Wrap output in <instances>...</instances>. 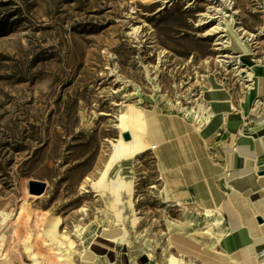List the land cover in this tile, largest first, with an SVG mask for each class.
<instances>
[{
    "label": "rangeland",
    "instance_id": "1",
    "mask_svg": "<svg viewBox=\"0 0 264 264\" xmlns=\"http://www.w3.org/2000/svg\"><path fill=\"white\" fill-rule=\"evenodd\" d=\"M234 1L244 26L259 33L255 52L264 64V0ZM205 3L192 7L181 0L158 11L160 2L141 0H0L1 207H17L24 194L22 182H28L31 193V188L39 189L32 186L37 181L45 188L31 194L44 198L29 202L60 214L65 219L63 230L80 233L85 245L109 224L103 202L86 178H95L108 160L111 142L119 136L121 109L139 100L111 94L123 85L110 75L109 67L116 65L121 74L149 91L143 65L157 64L158 51L165 48L169 52L159 77L164 91L156 105L167 97L177 98L188 108L191 120L196 114L194 99H201L211 72L226 81L238 104L245 85L220 66L216 59L225 52L215 49L214 37L204 35L207 27L196 25ZM138 25L143 26L139 40L128 35ZM262 122L264 112L256 121ZM137 167L136 208L141 223L130 233L129 255L154 247L151 264H164L162 252L172 230L165 217L183 219L184 213L174 203L164 202L154 187L159 181L151 154H145ZM193 219L196 227L204 224L203 217ZM7 240V232L2 231L0 245ZM40 246L45 248L42 241ZM122 248L117 246L116 264H122Z\"/></svg>",
    "mask_w": 264,
    "mask_h": 264
},
{
    "label": "bare ground",
    "instance_id": "2",
    "mask_svg": "<svg viewBox=\"0 0 264 264\" xmlns=\"http://www.w3.org/2000/svg\"><path fill=\"white\" fill-rule=\"evenodd\" d=\"M141 1L147 4L160 2L158 11H161L181 0ZM187 1L192 7L205 3L204 1H211L209 4L205 3V10L198 13L199 20L196 25L207 27L204 35L214 37L215 49L225 52L216 59L220 66L227 72L232 71L238 76L237 80L245 85L246 89L243 88L239 103H234L232 94L225 85L226 81L219 80L218 76L211 72L207 74L208 82L203 85L201 99H194L196 114L191 120L188 108L177 98L167 97L161 105H156V100L164 91L159 77L162 61L169 52L165 48L158 51L157 64L143 65L149 91H144L138 83L121 74L116 65L109 67L110 75L115 76V81L123 85L116 90L112 89L111 94L122 93L128 99H139V104L129 102L125 110L121 109L119 136L116 141L111 142L108 160L95 178H86L92 191L103 202L102 212L109 224L105 225L101 232H96L89 244L85 245L80 233L71 234L63 230L65 219L60 214L29 202L31 199L43 200L44 197L31 194L28 191V182L24 180V194L20 202H17V207L0 205V233L7 232L8 238L6 244L0 245V264H98L100 260L103 261L102 264H116L119 244L123 246L122 264H151L154 247L131 257L128 251L131 247L129 237L131 231L141 223V216L136 208L137 166L145 154L156 156V151L161 145L159 138L165 127L162 126L165 116H177L185 123L189 122L203 137L210 157L216 162L224 163L229 175L232 168L253 167L257 171L264 169V122L254 130L245 129L247 123L253 120L261 121L264 112V64L263 59L256 57L255 52L259 33L256 34L244 26L239 16L241 11L234 6V0ZM132 11L135 12V9ZM142 27H132L128 35L139 40L143 35ZM152 40L156 41L154 37ZM254 44L257 46L254 47ZM151 47L155 51L158 44L155 43ZM233 58L236 60L234 64ZM129 87L134 88V91L127 92ZM147 102L155 105L148 109L143 105ZM220 127H225L226 131L222 139L217 140L215 136L221 134L218 131ZM126 133L128 137L125 136ZM244 144L255 151L254 157L241 153L239 145ZM226 145H231L232 149L226 150ZM261 179L264 183V173L261 174ZM157 180L159 183H155L154 187L164 202L174 203L184 213L183 219L165 217L170 229L178 232L176 235L193 229L189 233L191 239L198 243L204 241L214 250V257L219 258L215 264H226L228 261L264 264V236L251 237L246 228H242L218 237L216 228L223 223L221 207H199L195 203L183 201L181 197L172 200L161 174H158ZM82 188H85V185ZM247 194L254 195L252 191ZM9 208L11 211H8ZM81 212L86 215L87 209L83 207ZM194 216L203 217L204 224L196 227ZM75 237L80 241V247L77 246ZM40 241L45 248L40 246ZM218 244L226 249V254L217 250ZM165 257L166 264L188 263L183 254L178 256L169 251Z\"/></svg>",
    "mask_w": 264,
    "mask_h": 264
},
{
    "label": "crops",
    "instance_id": "3",
    "mask_svg": "<svg viewBox=\"0 0 264 264\" xmlns=\"http://www.w3.org/2000/svg\"><path fill=\"white\" fill-rule=\"evenodd\" d=\"M232 98L236 104L233 94ZM259 125L253 120L245 125V129L251 131ZM162 126L165 127L159 138L161 145L153 158L156 173L163 176L171 199L181 197L183 201L195 203L199 207H221L223 223L216 228L218 237L242 228H246L251 237L264 236V183L261 179L264 169L257 171L253 167L232 168L229 175L224 163L216 162L210 157L203 137L189 122L185 123L177 116H165ZM221 130L223 133L219 132L222 135L220 139L226 131L225 127L218 129ZM239 147L245 156L254 157L256 154L249 145ZM225 149L232 147L226 145ZM249 191L254 195L247 194ZM258 217H262V222ZM190 232L183 231L176 235L178 232L174 229L167 233L169 235L162 252L164 264L165 255L169 251L178 256L183 254L188 259L187 264H215L219 260L217 256L214 257L216 253L207 243L193 241ZM216 247L226 254L223 246L218 244ZM226 264L242 263L228 261Z\"/></svg>",
    "mask_w": 264,
    "mask_h": 264
},
{
    "label": "water",
    "instance_id": "4",
    "mask_svg": "<svg viewBox=\"0 0 264 264\" xmlns=\"http://www.w3.org/2000/svg\"><path fill=\"white\" fill-rule=\"evenodd\" d=\"M126 137H128V134L126 133L125 134ZM39 186V189L34 191L32 188L30 189L31 193H37V194H40L43 192L44 188H45V184L43 182H37V181H33L32 182V186ZM258 220L260 222H262V217H258Z\"/></svg>",
    "mask_w": 264,
    "mask_h": 264
},
{
    "label": "built area",
    "instance_id": "5",
    "mask_svg": "<svg viewBox=\"0 0 264 264\" xmlns=\"http://www.w3.org/2000/svg\"><path fill=\"white\" fill-rule=\"evenodd\" d=\"M242 73H244V72H242ZM245 74V73H244Z\"/></svg>",
    "mask_w": 264,
    "mask_h": 264
}]
</instances>
